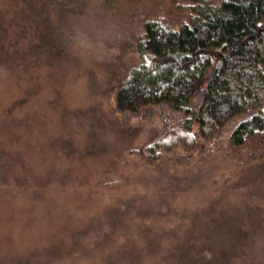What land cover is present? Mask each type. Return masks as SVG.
<instances>
[{
  "label": "rangeland",
  "instance_id": "obj_1",
  "mask_svg": "<svg viewBox=\"0 0 264 264\" xmlns=\"http://www.w3.org/2000/svg\"><path fill=\"white\" fill-rule=\"evenodd\" d=\"M122 1L128 8L145 3L148 10L121 11ZM101 2L71 5L59 23L61 44L50 45L39 58L32 51L28 55L36 63H28L26 70L0 64V264H116L112 245L125 241L122 236L112 241L108 226L116 216L123 220H118L122 228L117 234L131 232L126 243L132 250L130 264H152L155 256V264H175L179 257L187 258L184 246L194 239L198 260H209L205 240L194 235L204 236L200 225L208 220L229 217L242 247L230 249L220 264H238L248 245L243 237L260 234L261 224L264 229V211L254 212L246 203L256 204L263 195L251 197L254 183L222 166L230 150L225 139L214 154L204 149L203 160L162 155L149 163L137 150L160 134L162 110L120 112L109 88L124 71L126 58L133 57L141 22L151 17L169 22L176 16H170L172 5L111 0L102 9ZM97 222L103 223L106 237L94 231ZM221 232L212 228L209 235ZM158 234L156 251L150 242ZM174 234L177 240L170 241ZM84 251L90 257L79 256Z\"/></svg>",
  "mask_w": 264,
  "mask_h": 264
},
{
  "label": "trees",
  "instance_id": "obj_2",
  "mask_svg": "<svg viewBox=\"0 0 264 264\" xmlns=\"http://www.w3.org/2000/svg\"><path fill=\"white\" fill-rule=\"evenodd\" d=\"M76 1L3 2L0 6V64L19 66L24 71L28 63H36L29 58L28 54L32 51L38 56L40 52L47 53L50 45H60L62 32L59 23L64 21L70 6H76ZM102 1V9L110 6L111 0ZM163 1L168 7L172 5L170 16H176H172L169 22L146 18L135 30L133 57L126 58L124 71L110 83L115 107L127 114L155 108L162 110L160 134L137 150L149 163L161 159L162 155L183 160L195 156L203 160L204 149L214 154V148H220L218 142L225 139L230 150L226 152L228 155L222 166L238 170L236 174L245 182L254 183L255 189H249L251 197H263L256 198V204L247 201L246 206L248 208L250 204L254 212L258 209L263 212L264 190L259 185L264 183V0ZM122 4L119 6L121 11H125V8L126 12H133L134 8L148 10L147 7L143 8L145 3L129 8L126 1H122ZM133 58L135 61H131ZM210 164L206 166L208 169ZM190 175L194 173L190 172ZM261 186L264 188V184ZM144 212L139 211L137 215ZM243 214L239 215V221L243 220L240 217ZM214 218L216 225L208 219L207 223L200 225L204 236L194 235L196 238L202 236L205 240L202 243L210 249L211 258L208 260V256H204L198 260L199 249L192 246L199 245L194 239L193 242L186 241L184 246L188 248L182 254L187 258L179 257L175 264H220L227 260L230 249L240 246L235 236L234 222L229 217ZM257 218L256 221H262L259 215ZM118 220L123 223L116 216L108 226L115 235L112 241L120 236L125 241L115 242L111 255L116 256V264H130L133 260L132 250L126 243L131 238V232L124 229L117 234L122 228ZM95 224L96 234L106 237L108 234L101 226L103 223ZM198 224L194 222V225ZM212 228L217 232L222 230V234H216V237L209 235ZM261 228L264 231L262 224ZM263 231L243 237L248 245L247 250L242 249L240 254H244V258L238 264H248L253 260L264 264V257L260 256L264 251ZM145 233L150 236L152 227H147ZM189 234H194V230ZM175 235L169 240H177ZM207 236L213 238L208 237L207 240ZM221 236L226 237V247ZM256 237L258 243H255ZM160 238L158 234L155 242H150L153 248L156 246V251L160 246L156 242ZM258 245L259 249H256ZM81 255L90 257V252L84 251ZM155 259L156 256L152 258V264H155ZM159 259L158 263H161Z\"/></svg>",
  "mask_w": 264,
  "mask_h": 264
}]
</instances>
